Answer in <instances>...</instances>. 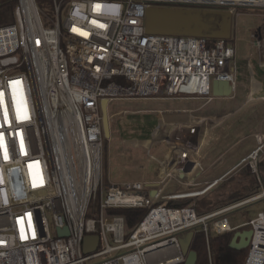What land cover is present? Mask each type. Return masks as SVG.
Returning <instances> with one entry per match:
<instances>
[{"label": "built area", "instance_id": "2783aa9c", "mask_svg": "<svg viewBox=\"0 0 264 264\" xmlns=\"http://www.w3.org/2000/svg\"><path fill=\"white\" fill-rule=\"evenodd\" d=\"M15 1L9 22L0 24V264H179L186 232L202 230L208 240L246 225L252 236L244 264H264V212L233 226L225 215L264 201L263 186L198 214L193 205L157 201L202 194L231 171L192 190L183 170L178 177L186 190L169 195L163 194L167 176L104 184L100 107L102 99L122 97L211 100L213 80L233 88V43L149 32L151 3L228 14L246 8L264 17V0H50V12L36 0ZM251 42L264 49V29L258 27ZM254 137L256 147L240 164L259 179L264 136ZM133 207L147 211L126 237L124 217L110 210ZM64 227L68 235L60 236L57 229ZM89 234L98 235V245L85 253Z\"/></svg>", "mask_w": 264, "mask_h": 264}, {"label": "crops", "instance_id": "0c3cea01", "mask_svg": "<svg viewBox=\"0 0 264 264\" xmlns=\"http://www.w3.org/2000/svg\"><path fill=\"white\" fill-rule=\"evenodd\" d=\"M225 17H229V14L226 13ZM163 19L158 18V20L164 22ZM229 39H232L233 43L235 35ZM257 50V62L253 61L249 55H243L239 59L234 58V62L230 66L231 72L234 75V84L232 91L227 95H213L211 100L197 96L145 98L158 99L160 101H191L187 106L178 105L165 109L117 110L116 106L112 103L115 99L109 101L107 105L109 117L117 112L121 114L120 112L122 111L125 112L124 114L140 112L143 115L139 119H136L141 123L138 130L131 127L133 121H129L128 125L130 128L128 130H125V127L119 128L118 122L116 124L109 122L110 134L108 138L111 139L112 134H115V136H120L125 145L129 142L134 148L140 147L146 150L147 156L155 162V167L146 180L150 182L159 180L160 176H167L168 181L165 188H163L164 195L182 193L186 190L179 183L182 180L178 177V174L183 170L186 172L185 178L187 177L190 181L192 179L194 185H201L200 187L204 188L209 182L221 177L223 174L238 167L241 168L242 164H240V161L257 145L254 134L261 133L264 136V126L261 125L264 117H261L258 123H256L257 115L253 114L250 116L253 111L252 108H247L243 111L252 102H254L255 106L259 102L264 107V49L257 48ZM129 98L141 99V97ZM144 123L149 126H143ZM145 129L148 131L145 132ZM125 134L129 137L125 136ZM250 138H252V144H247L239 152V155H230L234 153L233 149L238 144L244 143ZM206 139L209 142L204 146ZM148 140H153V142L149 147H146L143 141ZM188 140H192L194 145L187 144ZM157 144L165 145L162 158L152 154ZM263 158L258 162V165L264 176V167H262L261 162ZM159 160H162L164 164H160ZM127 162L133 163L135 167L144 166L140 158H133L132 156L127 157ZM227 163H229L228 167L218 173V168ZM197 186L193 188H200ZM211 188L196 196L208 193ZM189 197L194 196L159 199L157 202H167V200H179Z\"/></svg>", "mask_w": 264, "mask_h": 264}, {"label": "rangeland", "instance_id": "374dc122", "mask_svg": "<svg viewBox=\"0 0 264 264\" xmlns=\"http://www.w3.org/2000/svg\"><path fill=\"white\" fill-rule=\"evenodd\" d=\"M38 6H40L42 9L46 10L47 12H50L51 6L48 8V5L50 3V0H37ZM203 6L198 5H191V4H176V3H151L149 9L145 11V23L151 22L152 27H157L155 25L156 23H153L157 21L158 18H164L167 21L174 24V27L176 24L180 23L181 21L190 22L191 19L196 18L200 15H205L204 13H211L213 14H222L223 15V22L220 25V28L218 31H215V36L222 37L229 39L230 37L233 38L235 35V41L233 42L234 48H235V59H239L243 55H249L252 57L253 61L257 62L256 55H257V48L255 45L251 42V34L256 31V29L262 28L264 29V17L263 14H259L262 12H256L249 9H239L236 12H239L238 14L233 13L229 14V17H225L224 11H222V8L215 7L214 10H203ZM203 14H202V13ZM8 18V16H7ZM155 25V26H153ZM193 26V25H192ZM195 29V30H194ZM179 30L178 32H175L174 34L178 35H184V36H192L193 34L198 33L196 28L193 26L188 29H181L177 28ZM185 31V32H184ZM262 31V30H261ZM232 39H229L231 41ZM232 42V41H231ZM237 54V55H236ZM231 60V63L234 62ZM116 109H151V108H167L172 106H178V105H189L191 101H160L158 99H132L127 97L117 98L112 102ZM247 108H252L253 111L251 112L250 116L255 114L257 115V120L255 121L258 123L259 119L264 117V107L261 103L257 102L256 106L254 105V102L250 103L243 109L246 110ZM126 112H128L126 110ZM121 114H124L125 112H120ZM114 113L109 117V122H112V124H116L118 122L119 128L125 127V130H128L130 128L129 121L131 123V127H134V129L138 130V127L141 125V123L136 120L141 117L140 112L136 113H126L124 115ZM259 115V116H258ZM247 116V115H246ZM249 118V116H247ZM138 122V123H137ZM135 123V124H134ZM261 125L264 126V119L261 121ZM143 126H149L144 123ZM225 126V124H223ZM258 127V126H256ZM118 130V129H117ZM148 130L145 129V132ZM129 132V131H128ZM120 135V134H119ZM125 136L129 137L125 134ZM110 138H104V147L102 151V182L104 184L108 183H118L123 181H132V180H138L147 182L149 174L153 171L155 167V162L153 159L149 158L147 156L146 150L144 148H134L130 143L128 142V146L125 145L120 138V136H115V134H112L111 139ZM153 140L143 141V144L146 147H149L152 144ZM209 142L208 139L205 140L204 146ZM252 138L248 139L244 143L238 144L234 149L233 152L230 155H239V152L247 144H252ZM165 150L164 144H157V146L154 148L152 154H154L156 157H163V153ZM133 157V158H140L141 162L144 164L143 167H135V165L131 162H127V157ZM263 158V157H262ZM262 167H264V158L261 161ZM229 163H227L224 166H220L217 170L218 173L222 172L228 167ZM239 168V169H238ZM234 170H231L232 172L228 177L220 181L217 185L212 187V189L200 196H194L190 198H200L206 200V202H210L211 205H207L206 203H202L203 205L196 204L195 207L198 210H206L211 208L210 206H220L222 204H225L229 202L230 204L235 202V200L232 202L233 199L229 198V195H231V192L236 189H240L241 192H243V186H253L254 181L252 176L250 175V172L247 171V166H243L240 168L238 167ZM197 186V185H194ZM192 186L190 189L192 190H199L201 185L197 186L200 187L198 189H194ZM204 186V185H203ZM209 190V189H208ZM207 190V191H208ZM260 191V190H259ZM257 193V192H256ZM255 194V193H254ZM253 195V194H252ZM237 196H241V193H237ZM236 196V197H237ZM251 196V195H250ZM249 197V196H248ZM231 200V202H230ZM239 201V199H237ZM236 200V201H237ZM240 200H242L240 198ZM229 203L222 205L226 206ZM261 211L264 212V201L262 199L253 201L247 205H244L240 208H236L231 212H228L225 214L227 218L230 220L231 224H237L241 223L244 220L248 219L250 216H252L253 213ZM90 216H93L90 214ZM129 230L126 229V237L128 235ZM215 235V234H214ZM206 239V238H205ZM207 243V239H206ZM166 254L172 253L171 250L164 251ZM165 253H161L160 256H164ZM164 254V255H163Z\"/></svg>", "mask_w": 264, "mask_h": 264}, {"label": "trees", "instance_id": "16d2710c", "mask_svg": "<svg viewBox=\"0 0 264 264\" xmlns=\"http://www.w3.org/2000/svg\"><path fill=\"white\" fill-rule=\"evenodd\" d=\"M15 3H16L15 0H0V14L4 16V19L0 21V24L9 22V18H11V14L15 7ZM36 3L37 5H39L37 0H36ZM50 6H51V2L49 3L48 8ZM204 14L205 15H200L201 19L196 25V29L198 33L193 34V35L210 37V42H213L218 38L217 36L213 34H215V31L219 30L220 25L223 22L224 18L222 14H213V15H211V13H204ZM258 170H259L258 171L259 179L257 178L256 174L247 166V171L250 172V175L253 178L254 184L253 186H250V187L243 186V192H241L240 189L233 190L231 192V195H229V198L233 199L232 202L234 200L236 202V200L237 199L240 200V198L241 199L247 198L248 196L258 192L261 186L264 187V176L261 173V169L259 168V165H258ZM238 192L241 193V196H237ZM197 203L200 205H203L202 203L211 205L210 202H206V200L196 198V197L195 198H190V197L183 198L179 200H167L166 205L172 206V207H185V206L193 205L195 207ZM225 204H222V205H225ZM222 205L215 206V207L210 206L211 208L203 210V211L198 210L196 207L195 208L198 214H202L206 211L219 208ZM110 211L114 214H119L124 217L125 228L129 230L128 232V235H129L130 232L135 228V226L143 218V216L145 215L147 211V208L146 207L112 208ZM247 228H250V226L246 225L240 229H247ZM233 233L234 231H230V232H225L222 234H215V235L209 236L207 243H206V239H205L206 236L204 232L202 230H195L193 232V236H192L190 246H189L190 249L196 252L197 260L195 264H244L247 251H248V247L243 248L241 250H236L234 248H231L229 246V243L231 241ZM179 264H183V263H179Z\"/></svg>", "mask_w": 264, "mask_h": 264}, {"label": "water", "instance_id": "95a60500", "mask_svg": "<svg viewBox=\"0 0 264 264\" xmlns=\"http://www.w3.org/2000/svg\"><path fill=\"white\" fill-rule=\"evenodd\" d=\"M149 9V8H148ZM191 19L190 22H186V21H181L180 23L176 24V26L179 27H184L185 29L191 28V27H195L198 24V22L200 21L199 16L197 17V20ZM164 22H162V20H158L153 22L156 23L155 25H157V27H152L151 26V22H146V29L147 31L150 30L151 32H156V33H164V34H173L175 33L173 31V25L171 22L167 21L166 19H163ZM153 25V26H155ZM193 25V26H192ZM155 29V30H154ZM149 31V32H150ZM232 91V85L228 82L225 81H221V80H213L212 81V94L215 96H220V95H227ZM107 100L106 99H102L100 102V107H101V115H102V132H103V136L105 138L109 137L110 131H109V118H108V112H107ZM153 193V192H152ZM57 233L61 236V235H68V229L67 227H64L63 229H57ZM193 236V232L192 231H188L186 232V234L180 238L179 241V246H180V251L182 253V255L185 256L184 262L183 264H195L196 260H197V255L196 252L192 249H190V242ZM252 236V229L251 228H247V229H236L234 230L233 236L231 238V241L229 243V246L231 248H234L236 250H241L243 248H247L250 242ZM98 235L96 234H89V235H85L83 238V251L85 253H88L92 250H94L97 245H98Z\"/></svg>", "mask_w": 264, "mask_h": 264}, {"label": "bare ground", "instance_id": "6f19581e", "mask_svg": "<svg viewBox=\"0 0 264 264\" xmlns=\"http://www.w3.org/2000/svg\"><path fill=\"white\" fill-rule=\"evenodd\" d=\"M17 85V84H16ZM164 164V163H163ZM239 224V223H238ZM237 225V224H230V226ZM229 228L228 223L223 222V229Z\"/></svg>", "mask_w": 264, "mask_h": 264}, {"label": "flooded vegetation", "instance_id": "af4514ba", "mask_svg": "<svg viewBox=\"0 0 264 264\" xmlns=\"http://www.w3.org/2000/svg\"><path fill=\"white\" fill-rule=\"evenodd\" d=\"M177 28H180V30H181V29H182V30H183V29L185 30L184 27H179V26H178ZM177 28H176V27H173V31H174V32H178L179 30H177ZM194 30H195V29H194ZM196 30H197V29H196ZM184 32H185V31H184ZM173 34H174V33H173Z\"/></svg>", "mask_w": 264, "mask_h": 264}, {"label": "snow or ice", "instance_id": "6c2138e0", "mask_svg": "<svg viewBox=\"0 0 264 264\" xmlns=\"http://www.w3.org/2000/svg\"><path fill=\"white\" fill-rule=\"evenodd\" d=\"M101 27H103V25H101Z\"/></svg>", "mask_w": 264, "mask_h": 264}]
</instances>
